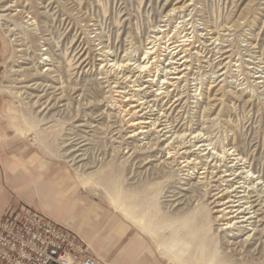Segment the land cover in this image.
Masks as SVG:
<instances>
[{
    "label": "rangeland",
    "instance_id": "374dc122",
    "mask_svg": "<svg viewBox=\"0 0 264 264\" xmlns=\"http://www.w3.org/2000/svg\"><path fill=\"white\" fill-rule=\"evenodd\" d=\"M7 5L12 6L11 15H21L6 21L0 18V88L33 83L52 87L45 94L42 89L20 88L17 97L0 94L4 141L0 152L5 149L21 161L32 159L41 172L58 169L66 188L78 199L77 205L81 204L77 209L103 216L98 228L101 238L116 222L126 228V242L136 236L144 244L141 254L163 264H170L169 255L178 259L177 264H264V259L239 260L224 248L215 231L221 227L214 219L219 214L209 204L212 186L218 185L211 175L201 183V191L193 190L182 198H186L184 209L177 211L169 205L177 188L196 183L205 168L214 164L216 170L224 171L235 163L229 164V157L263 183L256 186L244 179V173L233 187L240 185L263 195L259 189L264 187V0H0V10ZM147 51L153 52L149 60ZM33 63H41L47 75L29 77L24 68ZM140 64L144 68L136 69ZM175 65L183 68L176 70L179 79L169 83L172 75L168 72ZM148 80L153 81L148 84ZM152 92L158 97L145 96ZM47 95L63 98L51 108V100L45 103ZM44 103L50 106L44 108ZM134 104L148 110L139 115L145 113L146 122L151 120L150 136L127 138L129 125L136 119L131 115ZM158 123L173 133L162 145L155 134ZM68 132L84 140L81 149L86 155L75 166L62 156L63 134ZM166 144L173 154L168 169L164 165ZM200 145H204L201 150ZM184 151L192 152L191 164L185 168ZM150 155L155 157L147 158ZM1 159L8 162L6 157ZM76 166L85 167L80 178ZM12 177L0 166L4 180L0 182V212L6 209L5 214L19 208L22 195L10 183ZM119 206L135 217L144 216L145 230L139 231L124 219ZM52 223L77 235L92 255L91 239L74 232L69 224ZM98 259L99 264H108Z\"/></svg>",
    "mask_w": 264,
    "mask_h": 264
},
{
    "label": "bare ground",
    "instance_id": "6f19581e",
    "mask_svg": "<svg viewBox=\"0 0 264 264\" xmlns=\"http://www.w3.org/2000/svg\"><path fill=\"white\" fill-rule=\"evenodd\" d=\"M167 1V0H166ZM13 4V3H12ZM189 5V4H188ZM16 6V5H14ZM11 5L10 6H3L2 9L0 10V12H2V14L0 15V18H4L3 20H9V18H12L13 16L16 17V14H12L10 12H12V9H11ZM182 7V6H180ZM18 12V11H17ZM40 13V12H39ZM21 15V14H20ZM20 15H17V16H20ZM2 22V21H1ZM5 23V22H4ZM3 23V24H4ZM164 23V22H163ZM6 24V23H5ZM7 28V27H6ZM7 31V30H6ZM8 31H11V30H8ZM156 36V35H155ZM159 36V35H158ZM215 37V36H214ZM153 39V38H152ZM149 40V39H148ZM132 41V40H131ZM167 43V42H166ZM176 43V42H175ZM157 47V46H156ZM172 48V47H171ZM188 48V47H187ZM130 50V49H129ZM107 51V50H106ZM112 52V51H111ZM153 54V52H145V56H146V59H148L149 55ZM161 54V53H160ZM174 54V53H173ZM176 54V52H175ZM131 56V55H130ZM223 57V56H222ZM173 59V58H172ZM45 60V59H44ZM149 60V59H148ZM182 60V59H181ZM34 61V60H33ZM109 61V60H108ZM180 61V60H179ZM186 61V60H185ZM122 62V61H121ZM138 62V61H137ZM178 62V61H176ZM124 63V62H123ZM140 63V62H139ZM179 63H185L184 60L183 62H179ZM41 63H33L31 67L29 68H24L29 77H34V78H39L41 76H46L47 74H44L42 73L43 71H41V67L39 66ZM143 64V63H142ZM142 64H140V66L138 65V68L136 67V69H139V70H142L144 68V65L142 66ZM145 64H147V62H145ZM175 64V63H174ZM47 64H44V66H46ZM178 66L182 65L183 67L185 66L184 64H177ZM121 66V65H120ZM176 66V65H175ZM178 66H176L175 68H173V71L171 72L170 69L167 70V71H170L168 72L169 75H172L171 78L168 79L169 83H171L172 81L174 82L175 80H178L179 79V75H178V69H182V68H178ZM217 66V65H216ZM130 67V66H129ZM135 67V66H134ZM187 67V66H186ZM185 67V68H186ZM100 68V67H98ZM168 68V67H167ZM178 68V69H177ZM146 69V68H145ZM211 69V68H210ZM252 69V68H251ZM49 69H45V72L48 71ZM84 70V69H83ZM130 70V69H129ZM134 70V69H133ZM176 70H178L176 72ZM24 71V70H23ZM41 71V72H40ZM138 71V70H137ZM14 72V71H13ZM139 72V71H138ZM106 73V72H105ZM112 73V72H111ZM142 73V72H141ZM220 73V72H219ZM125 75V74H124ZM132 75V74H131ZM159 75V74H158ZM168 75V74H167ZM224 75V74H223ZM98 76V75H97ZM109 76V75H108ZM118 76V75H117ZM130 76V75H129ZM141 76V75H140ZM181 76V75H180ZM183 76V75H182ZM260 76V75H259ZM26 77V76H25ZM139 77V76H138ZM135 78V77H134ZM33 79V78H32ZM131 79V78H130ZM136 79H137V76H136ZM132 80V79H131ZM135 80V79H134ZM139 80V79H138ZM33 81V80H32ZM153 81V80H152ZM151 80H148L147 83L148 84H151L152 83ZM25 82V81H24ZM31 82V81H29ZM34 82V81H33ZM118 82V81H117ZM135 82V81H134ZM139 82V81H138ZM140 83V82H139ZM142 83V82H141ZM163 83H168V82H163ZM168 83V84H169ZM262 83V82H261ZM15 84L17 85H20L22 83L20 82H16ZM48 84V83H47ZM64 84V83H63ZM147 84V85H148ZM185 84V83H184ZM140 85V84H139ZM173 85V84H172ZM51 86V85H50ZM50 86L48 85H42V84H37V83H33L31 85H29V87L26 86H22L21 85V88L18 87V88H15L13 86L11 87H5V89H1L0 88V94L1 93H7V94H10V95H14V96H18V94L20 95V92L17 90V89H26L25 91H29V90H32L33 92H36L37 90H40L42 89L41 93L45 94L46 91H48L49 88H51ZM131 86V85H130ZM134 86V85H133ZM147 87V86H146ZM145 87V88H146ZM151 87V86H150ZM166 88V87H165ZM17 90V91H14V90ZM63 89V88H62ZM147 89V88H146ZM54 90V89H53ZM140 90V89H139ZM13 91V92H12ZM149 91V90H148ZM70 92V91H69ZM114 92V91H113ZM136 92V91H135ZM167 92V91H166ZM165 92V93H166ZM208 92V91H207ZM119 93V92H118ZM126 93V92H125ZM137 93V92H136ZM140 93V92H139ZM150 93V92H149ZM163 93V92H161ZM164 93V94H165ZM25 94V93H24ZM28 95L29 98H35V99H38V97H35L34 95H30L29 93H26ZM36 94V93H35ZM48 94H53L52 92H49ZM54 94H57L56 92ZM61 94V93H60ZM60 94H58L60 96ZM156 94V93H155ZM167 94V93H166ZM62 95V94H61ZM75 95V94H74ZM148 95H153V92L152 94H146L145 96H148ZM73 96V95H72ZM130 96V95H129ZM143 96V95H142ZM144 96V97H145ZM154 96H157L158 95H153ZM126 97V96H125ZM124 97V98H125ZM135 97V96H134ZM134 97H131V98H134ZM140 97V96H139ZM160 97V96H159ZM264 97V96H262ZM46 102L48 100H51L53 102L52 107H54V104L55 102L54 101H60L63 97H57V98H53V97H49L48 95L46 96ZM127 98V97H126ZM131 98H129L127 101L128 103H132L130 100H132ZM136 98V97H135ZM42 99V98H41ZM68 99V98H67ZM145 99V98H144ZM149 99V98H148ZM167 99V98H166ZM65 100V99H64ZM125 100V99H124ZM140 100V99H139ZM161 100V99H160ZM40 101V100H39ZM83 101V100H82ZM145 101V100H144ZM147 101V100H146ZM157 101V98L156 100ZM264 101V100H263ZM66 102V101H65ZM122 102V101H121ZM143 101H141L140 103H142ZM148 102V101H147ZM44 103V108L50 106L48 103V106H46V104ZM60 103V102H59ZM101 103V102H100ZM151 104V102H149ZM166 103V102H165ZM62 104V103H61ZM123 104V103H122ZM146 104V103H145ZM156 104V103H155ZM162 104V102H161ZM40 105V104H39ZM66 105V104H65ZM124 105V104H123ZM133 105V104H132ZM131 105V108H132V114L133 116L136 117V119L132 122L131 125H129L131 127V131L129 132L130 135L127 137L128 139H133L135 138V136H138V135H149V131H148V128L150 127L151 123L149 122H146V120H148L149 118H147V114L143 113V115H139V113L141 111L144 110V108L142 107V105L140 104H134L136 106H132ZM149 104H147L148 106ZM157 105V104H156ZM155 105V106H156ZM63 105H61L60 107H62ZM145 106V105H144ZM149 106H152V105H149ZM148 106V107H149ZM173 106V105H172ZM171 106V107H172ZM122 107V106H121ZM125 107V106H124ZM147 107V108H148ZM162 107V106H161ZM170 107V109H171ZM256 107V106H255ZM43 108V109H44ZM106 108V107H105ZM152 108H154L153 106L151 107V110ZM160 108V107H159ZM166 108V107H165ZM42 109V108H41ZM140 109V110H139ZM150 109V108H148ZM158 109V108H157ZM164 109V108H163ZM37 110V109H36ZM122 110V109H121ZM139 110V111H138ZM160 110V109H159ZM49 111V110H48ZM60 111V110H59ZM66 111V110H65ZM64 111V112H65ZM157 111V110H156ZM166 111V109H165ZM39 112V111H38ZM144 112H148V110H144ZM142 113V112H141ZM162 113V112H161ZM160 113V114H161ZM58 114V113H57ZM64 114V113H63ZM151 114V113H150ZM165 114V113H164ZM39 115V114H38ZM157 116H159L158 114H156ZM54 116V115H53ZM161 116V115H160ZM166 116V115H165ZM52 117V116H51ZM58 117V116H57ZM62 117V115L60 116ZM106 118V117H105ZM153 118V117H151ZM155 118V117H154ZM160 119V118H158ZM164 119V118H162ZM124 120V119H123ZM154 120V119H153ZM178 120V119H177ZM161 121V119H160ZM225 121V120H224ZM53 122V121H52ZM58 122V121H57ZM157 121H155L156 123ZM51 123V122H50ZM205 123V122H204ZM152 124H153V121H152ZM167 124V123H166ZM76 126V125H75ZM154 126V124H153ZM83 127V126H82ZM166 127V126H165ZM165 127H163L161 125V123H158L157 124V130H156V133L157 134V139L159 140V143L162 145L164 144L165 142H169L168 140L172 139V132H171V129L167 130L165 129ZM173 127V126H172ZM171 127V128H172ZM236 127V126H235ZM243 127V126H242ZM160 128V129H158ZM188 128V127H187ZM75 129V128H74ZM84 129V128H82ZM150 129V128H149ZM156 128H154L155 130ZM180 130V129H179ZM74 131V130H73ZM172 131L174 132V130L172 129ZM188 131V130H187ZM171 133V135L169 134ZM65 136V138L63 139L62 141V148H63V152H62V156L63 158L65 159V161L69 162L72 166H75L76 164H78L79 162H81L82 159H80L82 156H85L86 154H83V149H81V147H83L84 145L82 143H84V140L79 137L78 135H76V133H66V134H63ZM124 135V134H123ZM190 135V134H189ZM62 136V137H64ZM150 136V135H149ZM192 136V135H191ZM142 137V136H141ZM153 137V136H152ZM174 137V136H173ZM197 137V136H196ZM195 137H192L191 139H194ZM201 138V137H200ZM199 138V139H200ZM206 138V137H205ZM137 139V138H136ZM144 139V138H143ZM152 139V138H151ZM156 139V140H157ZM198 139V138H197ZM82 140V141H81ZM104 140V139H103ZM136 141V140H135ZM134 142V141H133ZM156 142V141H154ZM173 142V141H171ZM176 142V141H175ZM199 143L202 142V141H198ZM157 143V142H156ZM204 143V142H203ZM129 144V143H128ZM170 145V143H169ZM155 146V145H154ZM181 146V144H180ZM85 147V146H84ZM127 147V146H125ZM150 147V146H149ZM152 147V146H151ZM160 147V146H158ZM162 147H165V146H162ZM177 147V146H176ZM204 147V145H200L199 146V150H201V148ZM207 147V146H206ZM153 148V147H152ZM178 148V147H177ZM213 148V147H212ZM223 148V147H222ZM253 148V147H252ZM162 149V148H161ZM193 149V148H191ZM233 149V148H232ZM166 150H167V159L168 161L170 160V162H164V165H166L167 169L168 168H171V163H172V156L173 154L170 153L169 151L171 150V147H168L167 144H166ZM215 150V149H214ZM221 150V149H220ZM243 150V149H242ZM86 151V150H84ZM129 151V150H128ZM202 151H204L202 149ZM143 152V151H142ZM240 152V151H239ZM160 153V152H159ZM192 153V152H190ZM190 153H187V152H183L182 153V159H185V161H183L182 163H185L183 165V167H187V165H190V160H188L190 157L189 155H191ZM218 153V152H217ZM136 154V153H135ZM139 154V152H138ZM141 154V153H140ZM164 154V153H163ZM198 154V153H197ZM196 154V156H197ZM226 154V153H225ZM142 155V154H141ZM155 155V154H154ZM199 155V154H198ZM232 155V154H231ZM158 156V155H157ZM195 156V155H193ZM226 158H227V155H225ZM241 156V155H240ZM154 158L155 156H147V158ZM207 157V156H206ZM141 158V157H140ZM158 158V157H157ZM192 158V157H191ZM190 158V159H191ZM195 158V157H194ZM196 158H199V157H196ZM224 158V156H223ZM135 159V158H134ZM162 159V158H161ZM159 160L160 162L163 160ZM144 160V159H142ZM141 160V161H142ZM192 160V159H191ZM209 160V159H208ZM214 160V159H213ZM226 160V159H225ZM228 160H230L229 164L232 163V162H235L233 164H230L229 167H224L225 170L224 171H220V170H216L215 169V165L213 164V167L210 166L208 168H205V171L201 172V173H198L199 175H201L200 177L198 176V180L196 183L194 184H189V183H183L184 184V187L185 189L183 188H177V192L175 193V195H172V198H173V202L170 205V207L172 208H177V211L180 210V209H184L182 208V206L186 205V203L184 204V201H183V197H185L187 194L191 193L193 190L195 191H201L202 189V185L201 183L204 182L203 180H207V177L208 175H211V177L214 180L215 183H217L218 185H214L212 186V189L211 192H213L214 194H212L210 197L212 198V201L209 203L210 205H213L212 208H216L217 210L215 211V213L219 214V216H216L214 219L221 222V224L219 226L221 227H217V229H215V231L218 233L219 232V235L221 237V241H222V244L225 246L224 248H226L228 250V252H234L235 256L237 259H242V260H245L246 258H250L251 259H255V260H263L264 259V222H263V218H264V190H260L259 191L261 192V194L263 195H257L254 194L256 192L255 191H246V189L242 186H238V187H233L234 184H237L236 182H234L237 178H242L241 174H244L247 172L243 171L244 167L243 164L242 165H238L239 163H237V159L234 160V159H231L230 157L228 158ZM158 161V160H157ZM165 161V159H164ZM223 161V160H222ZM163 162V161H162ZM161 162V163H162ZM141 163V162H140ZM153 163V162H152ZM181 163V165H182ZM214 163V161H213ZM80 164V163H79ZM143 164V163H142ZM148 164V163H147ZM158 164V163H156ZM160 164V163H159ZM174 164V163H173ZM178 164V163H176ZM163 165V166H164ZM212 165V164H211ZM142 166V165H141ZM152 166V164L150 165ZM179 166V165H178ZM204 166V165H203ZM140 167V166H139ZM148 167L147 165H145V168ZM219 167V166H218ZM242 167V168H241ZM85 168L84 166H76L75 167V170L76 172L78 173V176L80 178V174L79 172L82 171V169ZM164 168V167H163ZM217 168V166H216ZM166 169V171H167ZM181 169V168H179ZM183 169V168H182ZM136 170V169H135ZM210 170V172H209ZM215 170V172H213ZM237 171H239L240 173H236ZM165 172V170H164ZM185 174V173H184ZM176 177V176H175ZM191 177V176H190ZM264 177V176H263ZM197 178V177H196ZM246 178H249V181L250 182H254L256 184V186H259V185H262L263 183L260 182V179L258 177H256L255 179H253L254 177L252 176H249L248 174L244 177V179ZM184 180V179H183ZM186 181V180H185ZM82 183H84L83 181H81ZM189 182V181H188ZM193 182V181H192ZM264 182V180H263ZM225 183L224 187L223 184ZM245 184V182H244ZM174 185V184H173ZM204 185V184H203ZM255 186V187H256ZM179 187V186H178ZM188 187V188H186ZM261 187V186H260ZM250 188V187H249ZM250 190V189H249ZM258 191V192H259ZM167 204V203H166ZM249 204V207H244L245 205ZM116 206H118L116 204ZM168 206V208H170ZM116 208V207H115ZM211 208V209H212ZM118 210L121 212V214L124 216L123 218L126 219L128 222H130V224L135 227L136 229H138L139 231H144L145 230V222H144V216H140V217H135L133 216V214L131 215L130 212L125 208V207H121L119 206L118 207ZM263 210V211H262ZM223 222V223H222ZM249 227H251L249 229ZM248 231H251L252 234H249L247 235V237L243 240H241V237L243 235H246V233ZM251 236V237H250ZM240 238V239H239ZM240 257V258H239ZM179 261L178 259L176 260V258H174L173 256L169 255V263L170 264H177Z\"/></svg>",
    "mask_w": 264,
    "mask_h": 264
},
{
    "label": "crops",
    "instance_id": "0c3cea01",
    "mask_svg": "<svg viewBox=\"0 0 264 264\" xmlns=\"http://www.w3.org/2000/svg\"><path fill=\"white\" fill-rule=\"evenodd\" d=\"M0 143L4 144L1 134ZM1 156L8 158L5 159L8 162H4ZM32 161L27 158L22 161L19 158H11L9 151L5 149L0 152V166L6 167L14 176L9 178V181L22 194L18 199V206L24 205L52 222L69 224L74 232L91 239L92 255L97 264L98 258L105 259L108 264H163L152 256L141 254L144 244L136 236L126 242L128 232L122 224L114 222L115 225H111L106 237L101 238L98 228L103 216L99 218L100 214L90 213L87 209L79 211L77 208L81 204L77 205L78 199L74 200L72 189L66 188L62 180L64 175L55 167L51 171L41 172L40 165ZM0 182L4 183V180L0 178ZM5 211L6 209L1 211L0 216L4 215Z\"/></svg>",
    "mask_w": 264,
    "mask_h": 264
},
{
    "label": "built area",
    "instance_id": "2783aa9c",
    "mask_svg": "<svg viewBox=\"0 0 264 264\" xmlns=\"http://www.w3.org/2000/svg\"><path fill=\"white\" fill-rule=\"evenodd\" d=\"M0 264H95L77 235L19 206L0 217Z\"/></svg>",
    "mask_w": 264,
    "mask_h": 264
}]
</instances>
